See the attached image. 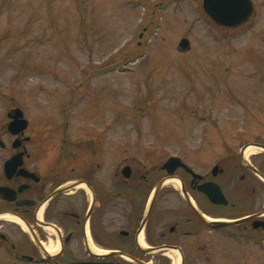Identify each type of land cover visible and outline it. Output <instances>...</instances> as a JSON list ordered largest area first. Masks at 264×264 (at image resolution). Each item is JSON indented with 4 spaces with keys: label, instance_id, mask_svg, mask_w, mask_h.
<instances>
[{
    "label": "flooded vegetation",
    "instance_id": "af4514ba",
    "mask_svg": "<svg viewBox=\"0 0 264 264\" xmlns=\"http://www.w3.org/2000/svg\"><path fill=\"white\" fill-rule=\"evenodd\" d=\"M203 1L223 37L252 31L264 7L250 0L247 20L229 26ZM245 51L253 63L242 82L253 93L264 86L255 63L264 50ZM76 83L52 109L36 103L28 115L12 103L0 118V264H264V95L243 102L246 127L211 124L203 109L207 127L177 152L163 158L159 146L155 158L117 161L113 122L95 121L97 104L84 109ZM19 108L27 126L11 127Z\"/></svg>",
    "mask_w": 264,
    "mask_h": 264
},
{
    "label": "rangeland",
    "instance_id": "374dc122",
    "mask_svg": "<svg viewBox=\"0 0 264 264\" xmlns=\"http://www.w3.org/2000/svg\"><path fill=\"white\" fill-rule=\"evenodd\" d=\"M200 4L0 0V118L12 103L28 115L36 103L52 109L83 79L84 109L94 102L95 121L114 124L117 161L155 158L149 154L159 146L163 158L177 152L207 127L203 109H211V124L248 126L243 102L256 106L264 86L251 93L242 82L253 63L244 54L264 50V7L252 31L223 37ZM184 37L190 50L179 49Z\"/></svg>",
    "mask_w": 264,
    "mask_h": 264
},
{
    "label": "water",
    "instance_id": "95a60500",
    "mask_svg": "<svg viewBox=\"0 0 264 264\" xmlns=\"http://www.w3.org/2000/svg\"><path fill=\"white\" fill-rule=\"evenodd\" d=\"M204 9L211 17L219 24L237 26L243 21L247 20L252 11V4L250 0H204ZM191 47V42L189 38H182L179 43L180 50H189ZM19 111L15 115V119L12 121V126L20 125V127L27 126V120L23 118V111L19 108ZM176 157H170L165 164V167L169 172H173L178 166L175 163ZM129 167L124 168V174L129 175Z\"/></svg>",
    "mask_w": 264,
    "mask_h": 264
},
{
    "label": "bare ground",
    "instance_id": "6f19581e",
    "mask_svg": "<svg viewBox=\"0 0 264 264\" xmlns=\"http://www.w3.org/2000/svg\"><path fill=\"white\" fill-rule=\"evenodd\" d=\"M8 219H11V220H13V221H18V222H20V220H19L17 217H15V216H8ZM52 244H53V243H51V246H50V247H52ZM55 248H58V246L55 247Z\"/></svg>",
    "mask_w": 264,
    "mask_h": 264
}]
</instances>
